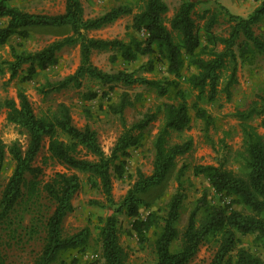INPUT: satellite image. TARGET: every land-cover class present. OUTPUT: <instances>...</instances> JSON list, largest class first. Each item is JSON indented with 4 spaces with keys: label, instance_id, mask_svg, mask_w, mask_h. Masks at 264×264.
<instances>
[{
    "label": "trees",
    "instance_id": "obj_1",
    "mask_svg": "<svg viewBox=\"0 0 264 264\" xmlns=\"http://www.w3.org/2000/svg\"><path fill=\"white\" fill-rule=\"evenodd\" d=\"M115 1L119 3L108 12L86 19L81 0H66L65 10L57 14L32 13L14 5L13 0H0V18H8L7 23L0 26V47L14 35L26 37L28 29L32 27H68L71 31L35 52H17L12 47V59L1 60L0 74L6 69L10 72V79H13L24 65H28L23 80H30L39 70L55 65L62 48L78 45L81 61L75 72L55 81H47L41 87L42 93L60 91L70 85L81 86L84 78H91L104 86H154L159 88L162 95L168 91V87L173 86L181 101L177 104L165 102L157 112H148L138 121L128 124L123 113L131 102L123 95L120 103L113 105L114 113L122 120L123 131L111 155H106L95 129L89 125L80 128L73 123L68 104L59 102L55 107L37 114L23 91L18 93V102L6 99L7 122L25 129L29 141L23 150L17 143L7 148L0 138V174L6 152L15 162L0 198V223L8 221L22 197L26 195L29 199H37L41 192H45L54 203V208L46 220L43 247L32 264H54L64 253L83 250L91 239L90 227L64 236L63 222L73 211L72 201L80 189L77 172H84L94 180L107 202L115 206L114 213L100 227L101 262L95 264H129L130 253L119 238L120 215L134 218L131 228L141 244L148 238L145 233L153 230L155 259L150 264H190L204 244L214 247L209 264H264V134L259 131L260 127H264V98L261 102L253 103L249 109L235 113L242 131L241 147L233 149L222 139L223 154L217 163L194 167V174L203 175L214 192L222 199H229V202L211 204L206 198H201L192 210L187 226L180 229V209L186 196L178 190L168 201L164 215L150 212L145 218L138 217L140 208L148 206L144 195L161 185L175 168L178 157L192 147L191 139L182 143H172L170 140L172 132H184L192 122L186 93L178 89L175 80L182 76L185 67H194L187 83L197 92L195 116L206 123L211 122L212 116L199 105V101L212 102L218 99L219 85L226 71H229L228 81L221 90L230 97V86L237 80L238 65L258 56L264 57V35L256 34L254 30V26L264 20V0H254L257 7L247 17L227 11L230 30L226 36L212 30L217 21L216 14L209 9L204 11L201 16L205 19L202 26L206 40L204 45L194 17L196 2L192 0H181L169 20V27L164 19L169 10L166 0H144V5L134 14L132 27L137 33L144 32L145 39L131 36L128 41H122L89 36L88 31L131 13V8L121 0ZM208 13L212 14L206 20ZM114 48L121 51L126 62L136 61L139 55H154L141 67L151 70L153 60L162 61L174 79L168 80L166 86H161L156 80L137 76L135 71L105 72L92 63L93 51ZM94 96L92 94L88 98ZM255 116L260 118L259 124L252 122ZM157 120L161 123L153 144V170L150 174L139 172L134 184L121 202L116 204L112 193L113 172L117 171L119 175L123 173L121 157L127 155L130 148L142 144L145 130ZM61 134L66 138L60 137ZM45 140L48 141L50 157L73 171L57 172L50 180L42 182L38 179L42 168L34 162ZM232 161L242 163L244 169H233L230 167ZM27 175L32 178L28 179ZM239 235L253 236L252 245L239 246ZM174 244H177L176 250L172 248ZM0 264H5L4 260Z\"/></svg>",
    "mask_w": 264,
    "mask_h": 264
},
{
    "label": "rangeland",
    "instance_id": "obj_2",
    "mask_svg": "<svg viewBox=\"0 0 264 264\" xmlns=\"http://www.w3.org/2000/svg\"><path fill=\"white\" fill-rule=\"evenodd\" d=\"M193 1V0H192ZM196 1L194 17L200 28L202 44H206L204 30L205 19L201 18L204 11L209 9L216 14L217 21L213 31L226 36L230 30L227 11L247 17L251 13L250 0H194ZM223 1L225 4H223ZM66 0H13L14 5L32 13L57 14L65 10ZM84 17L95 18L111 10L119 2L115 0H81ZM123 4L131 8V13L120 16L113 22L107 23L100 28L87 32L91 37L107 40L128 41L131 36L145 39L144 32L137 33L133 25L134 14L137 13L144 0H121ZM169 10L164 19L169 27V20L181 3V0H166ZM212 13L206 14V20ZM256 34L264 35V20L254 26ZM26 37L14 35L9 41L0 47V62L2 59L11 58V48L17 52H35L41 50L54 40L61 39L71 33L68 27L48 28L32 27L27 31ZM154 58V55H139L136 61L126 62L122 58L118 48L103 51H93L91 54L92 63L105 72H117L127 70L136 73L137 76L156 80L161 86H166L168 80L174 76L167 72L166 63L153 60L152 69L142 68V63ZM81 56L78 45L62 48L58 52V62L45 69L39 70L30 80L24 81L28 65H24L19 75L10 79V72L0 74V138L7 148L17 143L26 149L29 136L25 129L9 123L6 120L7 108L6 99H14L17 102L19 91H23L30 101L37 114L42 110L53 108L59 102H64L71 107L73 123L80 128L89 125L98 134V140L106 155H111L117 139L123 131L121 118L114 113L113 105L120 103L125 95L131 105L124 110V118L128 124L141 119L144 114L157 112L159 107L165 103H179L181 99L177 90L170 86L165 94H161L159 88L134 84L125 86L112 84L104 86L98 80L84 78L81 86L70 85L60 91L41 92V87L47 81H55L72 74L80 65ZM1 64V63H0ZM187 64V61H186ZM194 72V67H185L182 76L176 79L178 89L186 93V100L190 107L192 122L184 132H172L170 140L172 143H182L192 140L191 149L184 155L178 157L175 168L170 172L167 179L159 186L151 189L144 195L148 206H142L138 217L145 218L150 212H157L160 215L166 213V205L170 198L178 190L185 194L180 209L179 227L184 229L192 210L196 207L201 198L211 204H224L229 199H222L211 187L203 175H195L194 167L202 164H216L223 154L224 143L233 149L242 145V131L240 121L235 113L240 110L249 109L255 102H261L264 98V57L258 56L250 59L245 64H239L236 75V82L231 84V96L221 89L228 81L229 71L224 72L221 84L219 85L218 99L212 102L199 101L212 116L209 123L198 119L195 116L194 104L197 101V92L190 88L187 83L188 76ZM95 94L93 98H88ZM161 116V114L159 115ZM251 121V120H250ZM255 124L260 118L255 116L252 119ZM160 121H154L145 130L142 144L129 149L127 155L121 157L124 170L121 175L113 172V197L116 204H119L126 195L128 189L138 178L139 172L150 174L153 170L154 140L160 127ZM260 131L264 134V127ZM66 138L64 135H60ZM48 141H44L43 148L35 158L34 164L42 168L38 179L42 182L50 180L57 172L70 173L68 169L56 159L50 157L47 151ZM15 162L6 152L4 168L0 174V198L2 191L12 174ZM230 167L237 171L244 168L239 162L232 161ZM80 177V189L73 198V211L70 212L63 222L64 236H69L80 229L88 226L91 229V239L83 250L64 253L54 264H95L101 262V238L100 227L105 223L108 216L114 213L115 206L107 202L100 188L94 184V180L88 173L77 172ZM27 178H32L27 175ZM233 207H237L233 205ZM54 208V203L45 192H41L37 199H29L26 195L19 200L14 212L9 215L5 223H0V261L5 264H32L33 260L40 253L45 234V224L48 216ZM134 218L126 215L118 216V230L120 243L129 251V264H150L155 259L154 247L152 245V229L145 234L147 240L141 244L136 232L131 228ZM240 236V235H239ZM239 246L252 245L253 236H240ZM177 249V244L172 246ZM257 251H259L257 249ZM214 253L212 244H204L200 247L197 255L190 264H209Z\"/></svg>",
    "mask_w": 264,
    "mask_h": 264
},
{
    "label": "crops",
    "instance_id": "obj_3",
    "mask_svg": "<svg viewBox=\"0 0 264 264\" xmlns=\"http://www.w3.org/2000/svg\"><path fill=\"white\" fill-rule=\"evenodd\" d=\"M194 1V0H193ZM251 1V13L254 11V9L257 7V2H255L254 0H250ZM194 2H196V1H194ZM223 4H225L224 3V1H223ZM7 21H8V18L7 17H2V18H0V26H4L6 23H7ZM254 123V122H253ZM255 124V123H254ZM257 124V123H256ZM259 124V123H258ZM262 130V128L260 127L259 128V131H261ZM241 165H242V163H240ZM243 166V165H242Z\"/></svg>",
    "mask_w": 264,
    "mask_h": 264
}]
</instances>
